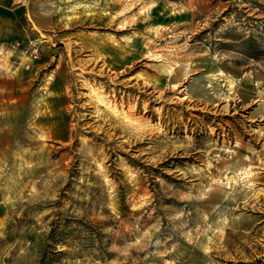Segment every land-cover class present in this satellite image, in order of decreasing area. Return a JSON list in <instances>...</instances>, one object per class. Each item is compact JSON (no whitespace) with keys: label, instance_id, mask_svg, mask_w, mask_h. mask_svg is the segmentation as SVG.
<instances>
[{"label":"rangeland","instance_id":"obj_1","mask_svg":"<svg viewBox=\"0 0 264 264\" xmlns=\"http://www.w3.org/2000/svg\"><path fill=\"white\" fill-rule=\"evenodd\" d=\"M0 264H264V0L5 9Z\"/></svg>","mask_w":264,"mask_h":264},{"label":"crops","instance_id":"obj_2","mask_svg":"<svg viewBox=\"0 0 264 264\" xmlns=\"http://www.w3.org/2000/svg\"><path fill=\"white\" fill-rule=\"evenodd\" d=\"M15 5H16V0H0V14H4V10L7 8L9 10H14Z\"/></svg>","mask_w":264,"mask_h":264},{"label":"built area","instance_id":"obj_3","mask_svg":"<svg viewBox=\"0 0 264 264\" xmlns=\"http://www.w3.org/2000/svg\"><path fill=\"white\" fill-rule=\"evenodd\" d=\"M33 58H34V59H37V58H38V55H37V54H35V55L33 56Z\"/></svg>","mask_w":264,"mask_h":264}]
</instances>
